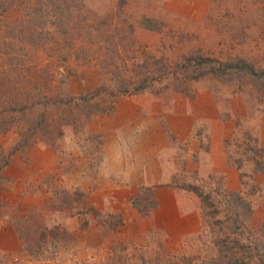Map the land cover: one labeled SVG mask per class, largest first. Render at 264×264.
<instances>
[{
	"label": "rangeland",
	"instance_id": "1",
	"mask_svg": "<svg viewBox=\"0 0 264 264\" xmlns=\"http://www.w3.org/2000/svg\"><path fill=\"white\" fill-rule=\"evenodd\" d=\"M191 54L264 71V0H0V264H264V81L244 72L184 78L176 64ZM148 58L171 68L160 81L170 87L118 93L122 79H141ZM100 86L108 91L97 104L110 111L21 143L43 110L58 119L56 103ZM23 105L27 115L14 117ZM184 105L193 127L180 138L164 125L169 149L150 144L121 171L105 164L106 145L118 147L111 127L142 137L141 108L163 121ZM154 185L158 205L143 214L133 197Z\"/></svg>",
	"mask_w": 264,
	"mask_h": 264
},
{
	"label": "trees",
	"instance_id": "2",
	"mask_svg": "<svg viewBox=\"0 0 264 264\" xmlns=\"http://www.w3.org/2000/svg\"><path fill=\"white\" fill-rule=\"evenodd\" d=\"M144 20H147V23L145 24L146 27L155 30V28L152 26L154 23L150 20V18H145ZM156 64L161 65L162 63H159V59H156L155 65ZM178 64L182 68L183 72L181 73H188L186 74L187 77L184 78H189L190 80H198L206 76L207 74L220 76L231 74L233 72H244L250 74L252 78L264 81V71H255L253 69L254 67L251 66V64L247 62V60L242 58L236 59L234 61L220 63L217 59L212 57H205L202 54H191L190 56L183 57L182 61L178 62L176 66H179ZM164 65V69L155 68L152 64L151 59L148 58V60H143L141 63L138 64V68L142 70L140 72V76H142L141 79L138 80V82L132 81L130 78L122 79L119 82L120 85L117 89V92L121 94H137L147 90L150 87H153L155 84L158 85V88L160 90L168 89L170 87L169 83L164 82V84H162L160 81H162L163 79L167 80V77L169 75L175 74L170 72L171 68L167 66V64ZM204 66L209 67L206 70H202ZM160 73L162 74L160 75ZM157 75L160 76L157 77ZM157 78L160 79L158 80ZM181 85L183 86H175V90H178V92H185L188 89L185 82H182ZM103 91H108L107 87L100 86L95 90V92H92L87 95H77L68 97L64 100H61L59 102V106L56 103V110L59 108L60 115L58 119H56L53 114L49 116L46 110H43L40 114H38L36 118L30 120L29 123H27V126L24 131L22 130V132H20V135L22 137L21 143H24L25 145H30L32 144V140L34 139V137L39 134L47 135L46 137L48 140L54 139V137L58 138V136L64 133L65 125H83L84 123L89 122L94 117V115L100 112L110 111L109 107H102L98 106L97 104V99L100 98V95L103 93ZM110 93L111 95L116 94L114 90H110ZM29 108V106L24 105L22 106V108L13 107L12 115L14 117H17L18 115L20 116V114L27 115L26 111ZM1 118H3V122L6 123L7 118H5L3 114L1 115ZM60 121L62 123H60ZM12 125V123H9L7 126H3L1 131L5 132L9 130ZM1 159L0 172L5 167L7 162L6 160L4 161L3 157ZM183 188L194 192L198 195V197H200L203 203L209 204L210 194L204 193L203 189L200 186L189 184L185 185ZM146 192L149 194L148 197H145L144 195H137L134 196L132 200L136 208H138V210L143 214H148L152 209L156 208L158 205L154 190L148 188ZM234 194L239 195L237 192ZM237 199H239L241 203L245 205L250 212H252V207L250 206V203L247 200H244L240 195L239 197H237ZM223 240V242L227 241V239Z\"/></svg>",
	"mask_w": 264,
	"mask_h": 264
},
{
	"label": "crops",
	"instance_id": "3",
	"mask_svg": "<svg viewBox=\"0 0 264 264\" xmlns=\"http://www.w3.org/2000/svg\"><path fill=\"white\" fill-rule=\"evenodd\" d=\"M185 105H184V109L181 110L178 109L179 112V116H175L174 114H171L172 109H169L168 113H166L164 115V120L160 121L157 118V114L155 111L151 112V111H147L144 110L143 108L140 109V111H143L146 113L147 117L144 116V121L145 122H141L140 121L137 123V121H134V123L132 122L133 119H126L125 120V124H128V126L130 125V123H133V125L137 126V128L141 129L140 131H142V137L141 136H137L136 138L134 137L132 140L127 139L126 137H124L121 133L120 130H115L114 132L111 131V129L113 127L110 128V130L108 131V134H112V136L114 137L113 140L116 141V143H112V145H118V147H110L109 145H106V147L104 148V153L106 155L105 158V164H107L108 166H113L115 168H118L120 171L122 169V167L124 166V163H130V154H134L135 157L139 156L138 152H144V153H148L150 152L151 146L150 144H154V143H160L159 144V148L162 147V145L164 144V147L167 149L170 148V146H167L166 144L168 143L169 139L165 136V132H164V125H168L170 127H177L178 131H179V137H182V128L184 126V128L186 129V131L188 132L190 130V127L192 129L193 127V116H191V110L190 109H185ZM170 113V114H169ZM133 114H135V112H133ZM193 114H195V111H193ZM147 122H149L147 124ZM137 123V124H136ZM124 125H120V126H124ZM117 126V127H120ZM186 133H184L185 135ZM131 137V136H130ZM124 145L126 146V150L122 149L124 148ZM168 147V148H167ZM130 148H132L133 150H129ZM169 152V151H167ZM170 153V152H169ZM129 155V156H128ZM124 160V163H123ZM122 162V163H121ZM135 162H139V161H135ZM116 163V165L114 164ZM163 165V164H161ZM161 165L159 164L158 166V162L157 159L154 160L153 162V167L152 170H158V168H161ZM136 168L139 169L140 165H136ZM159 171V170H158ZM109 172H114V171H109ZM149 170H147V178L145 179V182H147L148 184H152L154 183L153 178L155 179V176L152 174H148ZM160 175V174H159ZM160 179V178H159ZM159 187H157V185L153 186V190L154 193H158ZM170 191V190H169Z\"/></svg>",
	"mask_w": 264,
	"mask_h": 264
}]
</instances>
